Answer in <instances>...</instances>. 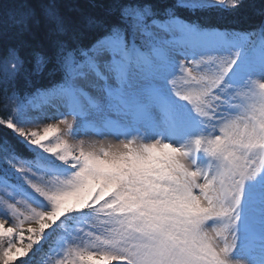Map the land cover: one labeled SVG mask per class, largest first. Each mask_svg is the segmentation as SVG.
I'll return each mask as SVG.
<instances>
[{"label":"snow or ice","instance_id":"snow-or-ice-1","mask_svg":"<svg viewBox=\"0 0 264 264\" xmlns=\"http://www.w3.org/2000/svg\"><path fill=\"white\" fill-rule=\"evenodd\" d=\"M227 5L236 11L242 0H171L164 5L116 0L108 10L110 19L88 21L99 34L87 45L63 39L70 26L55 16L53 5H41L56 22L51 35L60 79L17 99L0 125L71 172L57 187L44 188L33 180L35 173L29 175L6 156L4 162L47 204L23 192L11 177H0V203L6 205L0 213V264L29 257L49 229L64 228L74 213L88 212H103L112 226L95 236L91 248H67L66 259L57 264H89L94 257L98 264H234L237 254L251 264L248 257L257 250L264 264V231L257 236L241 230L246 198L264 209V108L259 99L264 93V44L249 48L239 34L183 14L196 16ZM20 9L13 25L27 32L29 20L39 21L31 5L23 3ZM258 11L264 17V4ZM258 31L264 36V22ZM10 51L12 59L0 68V81L23 76L30 82L52 60L39 45L32 48L28 63L16 49ZM173 97L183 102L194 122H180ZM19 109L59 117L65 134L93 119L112 123L125 139L99 151L77 152L63 142L50 145L45 141L61 129L49 124L39 132L18 126L13 117ZM229 109L235 114L228 115ZM159 127L168 129V143H141L134 135L140 128ZM185 159L192 161L190 167ZM17 196L37 206L8 226L9 213L24 215ZM27 220L38 227L24 229Z\"/></svg>","mask_w":264,"mask_h":264},{"label":"trees","instance_id":"trees-1","mask_svg":"<svg viewBox=\"0 0 264 264\" xmlns=\"http://www.w3.org/2000/svg\"><path fill=\"white\" fill-rule=\"evenodd\" d=\"M116 0H0V68L11 62L12 49L25 59L26 63L31 60V50L42 46L43 50L52 58L46 66L45 71L38 77H18L14 81H0V118L7 117L12 110V102L22 96L23 93L32 91L45 82H56L61 74L56 70L55 47L52 44V32L56 22L50 19L41 5L51 4L54 13L67 22L70 30L62 37L71 42L75 38L82 45L89 44L99 34L96 25H89L91 20H105L111 17L108 10L115 4ZM160 5L170 3L171 0H156ZM27 3L32 6L34 17L39 23L29 20V31L20 32L13 25V18L18 16L20 5ZM264 0H242V5L236 11L216 9L208 11L206 23H216L219 26L233 27L242 30H252L264 22V17L259 14V6ZM17 144L11 136L9 129L0 125V152H15ZM89 213V212H88ZM18 256L13 264H22ZM98 261H94V264Z\"/></svg>","mask_w":264,"mask_h":264},{"label":"rangeland","instance_id":"rangeland-1","mask_svg":"<svg viewBox=\"0 0 264 264\" xmlns=\"http://www.w3.org/2000/svg\"><path fill=\"white\" fill-rule=\"evenodd\" d=\"M180 60L183 62V57H181ZM182 112L185 113L184 110H182ZM228 115H232V114H228ZM33 119H34V121L32 123H31V121L26 120L25 124H23L21 127H26L27 130H29V131L42 132L43 128L46 127L47 125H49V124L56 125L61 129L59 132L55 133V134L59 135L58 142H63L65 145H67L70 148L75 149L77 152L79 150H85V151H99L101 149L108 150V148L110 146L117 144L119 142L118 139L111 137L107 134L103 135V136H89V135L86 136L85 134L78 133V136L73 137L72 135L65 134L64 127L62 125H59V123H51L50 121L42 120V118H38V117H37V119H35V117H33ZM146 132H147L146 136L145 137L143 136L140 138H142L144 140V142H154V140H156V139L152 137V135L149 133V131H146ZM52 134H50V136ZM140 142L144 143L143 141H140ZM262 215H264V214L262 213ZM8 226H10V225H8ZM31 227L37 228L38 225L37 226L36 225L31 226ZM3 243H4V246L6 247L7 246V240L3 241ZM14 243H16L17 248L21 247V244L19 242L14 241ZM13 251H15V249H13ZM235 260H236L237 264H247L243 255H238L235 258Z\"/></svg>","mask_w":264,"mask_h":264},{"label":"clouds","instance_id":"clouds-1","mask_svg":"<svg viewBox=\"0 0 264 264\" xmlns=\"http://www.w3.org/2000/svg\"><path fill=\"white\" fill-rule=\"evenodd\" d=\"M237 2H238V0H237ZM259 99H260L261 107L264 108V93L261 94V96H260ZM250 107H251V105H250ZM237 119L238 120H241L242 118L241 117H237ZM191 163H192V161L190 159H185L184 160V165L186 167H190L191 166Z\"/></svg>","mask_w":264,"mask_h":264}]
</instances>
